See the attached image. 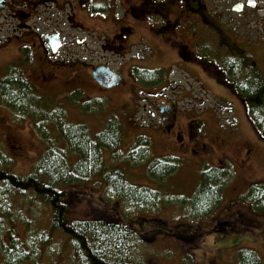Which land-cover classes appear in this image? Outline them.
Listing matches in <instances>:
<instances>
[{"label": "rangeland", "instance_id": "rangeland-1", "mask_svg": "<svg viewBox=\"0 0 264 264\" xmlns=\"http://www.w3.org/2000/svg\"><path fill=\"white\" fill-rule=\"evenodd\" d=\"M80 20L86 22L83 23L86 27L96 28L97 33L102 27L99 22ZM148 22L154 25L155 31L164 32L166 39L160 41V46L140 39V55L136 59L151 66L165 67L167 73L170 71L167 100L177 111L172 130L165 129L160 119H148L134 110L130 97L124 99L119 92L104 93L93 83V79L88 81L86 77L84 102L63 103L62 96L67 92L63 89L54 91L50 85L41 82L45 68L39 56L32 52L25 64L24 61L19 62L18 41L15 40L19 33L14 32L16 18H9L7 12L0 13V47H4L8 36L12 44L9 48H0V80L7 76L11 67L22 63V72L47 94L54 106L64 107L68 121L87 125L93 135L105 128L110 116H116L122 125L121 149L126 154L138 137L144 136L150 140L149 156L144 163L132 164L129 160L114 158L108 151L105 159L107 166L123 172L131 184L158 189L162 196L158 207L140 210L126 205L122 200H109L95 177L87 184L64 189L70 192L66 200L69 204L67 218L77 222L100 215L121 219L131 229L127 248L135 262L237 264L239 252L250 249L258 253L261 264H264V211H253L243 200L250 185L264 182V139L248 120L242 101L225 81L227 77L219 64L227 55L226 47L221 46L219 40L195 37L183 30L185 23L181 27L180 22L164 20L156 13L148 16ZM28 25L31 28L26 34V43L32 47L36 38L31 35L33 24ZM171 33L190 40V57L193 60H186L176 53L172 48L174 40ZM253 42L254 46L249 44V40H233L231 45L241 52L248 49L264 77L261 40ZM85 55L90 63H101L104 53L100 42L93 39L86 47ZM106 59L115 65L113 55L107 53ZM133 62L137 63L136 60ZM2 68L6 72L1 73ZM99 101L101 109L94 110ZM82 104H89L93 112L84 111ZM7 109L0 103V155L9 161L3 167L15 175L26 177L42 158L46 145L30 119L23 120ZM204 144L206 150L202 148ZM164 158H175L179 164L164 184H157L148 177L147 168L153 160ZM74 160L72 156L71 161ZM222 163L232 168V177L224 187L222 205L210 218L192 219L189 203L185 201L190 200L197 190L201 172ZM24 198H12L14 205L8 218L4 216V210L0 213V243L9 245L2 237L11 225L31 247L33 242L38 243V238L48 232L46 236L51 234L49 241L38 243V251L20 264H76L68 239L50 226L51 211L47 205L39 199L32 202ZM111 207H117L120 215ZM93 219L90 218L91 221ZM221 229L224 230L220 232ZM192 237L200 240L186 243ZM0 264H10L1 251Z\"/></svg>", "mask_w": 264, "mask_h": 264}, {"label": "trees", "instance_id": "trees-1", "mask_svg": "<svg viewBox=\"0 0 264 264\" xmlns=\"http://www.w3.org/2000/svg\"><path fill=\"white\" fill-rule=\"evenodd\" d=\"M247 57L251 60L250 55ZM248 62L229 57L222 63V68L235 92L242 98L248 120L264 139V78L258 68H241ZM0 103L21 119H30L46 145L42 158L26 177L5 169L3 164L9 161L0 155V213L4 210V216L8 218L14 205L12 198L27 197L32 202L39 199L51 211L50 226L53 231L62 233L68 239L76 264H146L135 262L129 254L127 243L130 242L131 229L121 219L100 215L77 222L67 218L69 204L66 200L70 192L64 189L87 184L97 177L100 181L98 186H103L104 195L109 200H122L140 210L158 207L162 202L158 189L131 184L123 172L107 166L105 159L108 151L114 158L126 159L132 164L144 163L149 156L150 140L140 136L128 153H124L121 149L122 125L116 116H110L105 128L92 135L87 125L68 121L62 105L54 106L40 96L35 85L18 66L11 67L7 76L0 80ZM88 105L83 106L86 112L101 109L100 101L93 109ZM72 156L75 157L73 162ZM178 164L175 158L153 160L147 168V175L155 183L164 184ZM231 177L232 168L227 163L205 168L201 172L197 190L190 200L185 201L189 203L192 219L213 216L223 203L224 187ZM243 200L253 211H264V182L250 185ZM114 208L119 214L117 207ZM90 218L94 219L91 221ZM47 234L41 235L38 243H47L51 237ZM2 239H6L9 245L0 243V251L10 264L24 263L38 251V243L33 242V246H29L13 225ZM199 240L192 237L186 243ZM237 264H261V259L257 252L244 249L238 254Z\"/></svg>", "mask_w": 264, "mask_h": 264}, {"label": "flooded vegetation", "instance_id": "flooded-vegetation-1", "mask_svg": "<svg viewBox=\"0 0 264 264\" xmlns=\"http://www.w3.org/2000/svg\"><path fill=\"white\" fill-rule=\"evenodd\" d=\"M0 3L4 4L0 13L7 12L9 18H16L14 32L19 33L15 37L19 62L25 64L32 52L39 56L45 68L41 82L50 85L54 91L63 89L67 92L62 96L63 103L84 102V77L90 81L93 69L105 66L122 76L124 82L116 88L105 89L93 79L97 88L109 94L119 92L124 99L130 97L134 110L148 119H160L169 130L175 127L177 119L176 108L167 100L170 71L167 73L165 67L151 66L136 59L140 55V39L158 46L166 39L164 32L155 31L154 25L148 22L151 13L164 20L180 22L181 27L185 23L183 30L195 37L219 40L221 46L226 47L224 59L249 60L241 67L243 70L258 66L248 49L241 52L232 48L233 40H249L252 46L254 42L251 41L261 40L260 51L264 54V0H0ZM81 18L89 23L99 22L102 25L99 33L96 28L86 27ZM28 23L33 24L31 35L36 38L32 47L26 43V34L31 28ZM170 36L176 53L186 60H193L190 40L177 33ZM7 38L4 47L0 48L11 46L12 39ZM93 39L100 42L104 53L98 65L90 63L85 55V49ZM107 53L114 56L115 65L106 59ZM135 60L137 63L133 62ZM19 64L17 66L21 67L22 63ZM225 81L243 103L230 81ZM34 85L40 96L49 98ZM125 104L128 107V103ZM202 148L206 150L205 144Z\"/></svg>", "mask_w": 264, "mask_h": 264}, {"label": "water", "instance_id": "water-1", "mask_svg": "<svg viewBox=\"0 0 264 264\" xmlns=\"http://www.w3.org/2000/svg\"><path fill=\"white\" fill-rule=\"evenodd\" d=\"M4 8V4L0 3V9ZM93 79L105 89H113L124 82L122 76L112 72L105 66L94 68L92 71Z\"/></svg>", "mask_w": 264, "mask_h": 264}, {"label": "bare ground", "instance_id": "bare-ground-1", "mask_svg": "<svg viewBox=\"0 0 264 264\" xmlns=\"http://www.w3.org/2000/svg\"><path fill=\"white\" fill-rule=\"evenodd\" d=\"M25 63H26V62H25ZM0 69H1V68H0ZM3 69H4V68H2V72H1V73H3V71L6 72L5 69H4V70H3ZM3 76H4V75H3ZM50 99H51V98H50ZM42 100H43V99H42ZM5 108H6V107H5ZM6 109H7V108H6ZM7 110H8V109H7ZM100 186H101V185H100Z\"/></svg>", "mask_w": 264, "mask_h": 264}]
</instances>
